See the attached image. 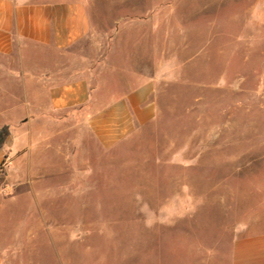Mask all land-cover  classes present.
Masks as SVG:
<instances>
[{
	"label": "rangeland",
	"instance_id": "rangeland-1",
	"mask_svg": "<svg viewBox=\"0 0 264 264\" xmlns=\"http://www.w3.org/2000/svg\"><path fill=\"white\" fill-rule=\"evenodd\" d=\"M85 4L89 35L62 54L39 50L41 61H137L153 70L156 115L107 151L68 131L79 143L71 162L21 161L2 147L0 264L193 262L164 221L229 229L264 213V0Z\"/></svg>",
	"mask_w": 264,
	"mask_h": 264
},
{
	"label": "crops",
	"instance_id": "crops-1",
	"mask_svg": "<svg viewBox=\"0 0 264 264\" xmlns=\"http://www.w3.org/2000/svg\"><path fill=\"white\" fill-rule=\"evenodd\" d=\"M90 30L85 0H0V128L10 129L2 150L21 161L71 162L79 143L66 139L68 131H86L107 151L155 118L154 73L137 61L119 70L111 61L79 70L68 61H41L39 50L65 53ZM110 73L125 79L102 76ZM163 225L194 258L183 264H264V213L229 229L212 218ZM219 226L229 243L219 241Z\"/></svg>",
	"mask_w": 264,
	"mask_h": 264
},
{
	"label": "trees",
	"instance_id": "trees-1",
	"mask_svg": "<svg viewBox=\"0 0 264 264\" xmlns=\"http://www.w3.org/2000/svg\"><path fill=\"white\" fill-rule=\"evenodd\" d=\"M10 134L9 127L7 125L0 128V149L4 146Z\"/></svg>",
	"mask_w": 264,
	"mask_h": 264
}]
</instances>
